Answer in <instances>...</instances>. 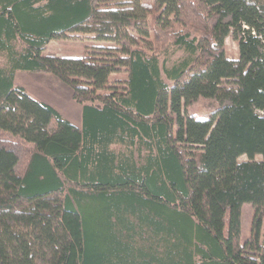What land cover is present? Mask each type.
Masks as SVG:
<instances>
[{
    "label": "trees",
    "instance_id": "1",
    "mask_svg": "<svg viewBox=\"0 0 264 264\" xmlns=\"http://www.w3.org/2000/svg\"><path fill=\"white\" fill-rule=\"evenodd\" d=\"M65 39L119 54L43 53ZM263 41L264 0H0V264H264ZM17 72L57 77L81 125Z\"/></svg>",
    "mask_w": 264,
    "mask_h": 264
},
{
    "label": "rangeland",
    "instance_id": "2",
    "mask_svg": "<svg viewBox=\"0 0 264 264\" xmlns=\"http://www.w3.org/2000/svg\"><path fill=\"white\" fill-rule=\"evenodd\" d=\"M264 43V41H263ZM226 54L229 59L237 57V44L228 37L225 40ZM43 53L45 55H55L60 57H82L90 56L95 58L113 59L119 54V48L112 42L95 40H51L47 43ZM264 53V48H263ZM114 79H124V74L112 76ZM15 84L22 86L33 98L53 107L59 111L65 119L75 126L81 125L82 106L73 101L70 97L68 87L57 77L49 73H28L19 72L15 79ZM220 106L219 102L213 98L200 97L191 103L186 109L187 112L197 116L208 117L209 114ZM260 157L256 156L255 160ZM239 161L247 160L246 156H241ZM252 208L249 204H244L241 211V241H244L249 232Z\"/></svg>",
    "mask_w": 264,
    "mask_h": 264
},
{
    "label": "crops",
    "instance_id": "3",
    "mask_svg": "<svg viewBox=\"0 0 264 264\" xmlns=\"http://www.w3.org/2000/svg\"><path fill=\"white\" fill-rule=\"evenodd\" d=\"M18 73H19V72L16 73V75H15V79H16ZM15 79H14V80H15ZM58 112H59V111H58ZM59 113H60V112H59ZM60 115L64 118V116H63L61 113H60ZM75 125H76V124H75Z\"/></svg>",
    "mask_w": 264,
    "mask_h": 264
}]
</instances>
